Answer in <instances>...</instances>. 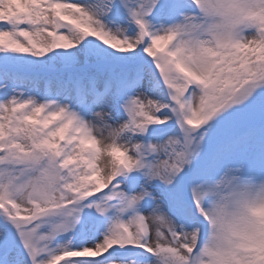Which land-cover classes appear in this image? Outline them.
<instances>
[{
  "label": "rangeland",
  "instance_id": "obj_1",
  "mask_svg": "<svg viewBox=\"0 0 264 264\" xmlns=\"http://www.w3.org/2000/svg\"><path fill=\"white\" fill-rule=\"evenodd\" d=\"M176 1L0 0V264H264V0Z\"/></svg>",
  "mask_w": 264,
  "mask_h": 264
},
{
  "label": "bare ground",
  "instance_id": "obj_2",
  "mask_svg": "<svg viewBox=\"0 0 264 264\" xmlns=\"http://www.w3.org/2000/svg\"><path fill=\"white\" fill-rule=\"evenodd\" d=\"M192 51H196L195 47H193V46L191 47V52ZM164 201H166V198L163 197L162 195H160V197H156V198L153 199V201L151 203V207L148 210L149 213H150V216L152 218L155 217L156 215L164 217V214H165V211H166V208H167V205H166V203ZM262 202L264 204V194L262 195ZM191 228H193V225H189L188 226L189 230H191ZM97 241L99 242L98 239H97Z\"/></svg>",
  "mask_w": 264,
  "mask_h": 264
}]
</instances>
